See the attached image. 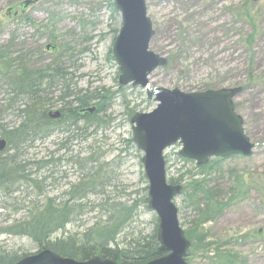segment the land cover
Segmentation results:
<instances>
[{
  "label": "rangeland",
  "instance_id": "obj_1",
  "mask_svg": "<svg viewBox=\"0 0 264 264\" xmlns=\"http://www.w3.org/2000/svg\"><path fill=\"white\" fill-rule=\"evenodd\" d=\"M24 1L0 0V51L9 57L0 59L1 67L13 60L12 75L24 64L33 70L61 65L73 75L75 91L105 89L114 99L99 114L96 128L89 129V137L57 130L46 139L21 143L22 160L30 164L28 172L37 174L32 178L38 181L47 177L43 186L50 189L38 195L23 180L12 186V193L0 188V230L25 221L33 203L67 201L72 187L85 181L95 166L103 177L98 184H105L96 187L102 194L89 190L86 201L80 203L86 206L84 215L75 217L58 237L82 235L106 220L98 206L107 201L135 206L134 217L118 236L121 248L152 237L159 220L146 203L149 183L142 164L144 154L133 140L132 119L154 111L157 103L141 87L120 84L113 47L122 20L114 0H40L26 15L14 17ZM146 1L155 31L150 49L167 60L149 76L152 86L184 93L239 88L236 108L245 120L247 135L259 145L252 158L227 159L206 170L182 158L179 144L166 151L168 181H182L175 203L185 234L200 220V208L207 209L209 204L202 189L192 192L188 185L203 182L205 191L216 194L215 201L227 205L221 215L202 226L212 243L209 249H194L187 238L192 243L187 263H218L219 253L242 264H264V0ZM11 8L12 16H8ZM48 45L57 51L47 52ZM9 98V87L0 76V139L1 126L15 127L20 122L17 112L7 111ZM51 109L56 112L60 106ZM79 127L84 128L83 123ZM92 155L96 164L89 161ZM50 160L48 171L33 165ZM51 170H56L52 178ZM39 252L30 237L0 234V255L15 256L19 262Z\"/></svg>",
  "mask_w": 264,
  "mask_h": 264
},
{
  "label": "trees",
  "instance_id": "obj_2",
  "mask_svg": "<svg viewBox=\"0 0 264 264\" xmlns=\"http://www.w3.org/2000/svg\"><path fill=\"white\" fill-rule=\"evenodd\" d=\"M113 6L115 7V4ZM115 11H118L116 7ZM247 16L250 18L249 14ZM0 59H9L4 50L0 51ZM13 62V60L9 61V65L4 68L1 67L0 63L2 72L0 76L9 87V95L11 96L8 100L7 111L17 112L20 119L15 127L1 126L2 138L7 142L6 150L0 152V181L4 180L5 183L16 178H6L13 174H19L20 177L24 173H29L27 166L30 164L27 165L25 160H22V157L25 156V153L22 152L23 144L36 141L40 137L41 140L46 139L57 130L60 133H72L73 136H75V132L76 134L83 132L87 135L90 128H96L99 114L105 111L114 99L112 98L113 94L105 89L94 92L86 91L84 94L81 91H75L76 85L73 83V75L69 74L61 65L33 70L24 64L20 66V71L10 75L11 69L9 67L12 66ZM70 76L72 77L69 78ZM55 106H60L59 111L62 113V117L58 121L50 119L49 116L51 108ZM90 108H95V112L92 114L81 112ZM81 123H83L84 128L79 127ZM7 152H13V154L4 157ZM89 161L93 164L97 163L93 155ZM224 161L223 159H214L210 164H218ZM49 162H37L33 165L40 170ZM207 166L199 168L206 170ZM84 178L85 181L72 187L67 201L57 203V200L49 199L42 206L37 203L33 205V209H29L30 212H28L25 221L0 230V234H18L30 237L40 248V252L50 250L61 257L77 262L101 258L115 261L118 264H147L166 255L160 250L157 231L148 239H141L121 248L118 243V236L123 233L134 217L135 206L127 207L111 201L98 206L103 216L106 215V220H100L94 228L82 235L59 238L58 233L65 232L75 217L80 216L78 218H81L84 215L83 211L86 206L80 203L86 201L88 191L90 190L93 195L102 194L100 191H96V187L100 185L103 188L105 184H98L103 182V177L95 166L89 170ZM169 183L179 185L182 181L172 179ZM188 189L192 192L202 189L204 199L209 204L207 209L200 208L202 213L200 220L195 223V227L186 232V236L193 242L194 249L200 247L209 249L212 243L208 241V236L202 232V226L221 215L227 205L215 201L216 194L205 191L203 182H194L187 186ZM195 195H190V198H194ZM147 202L148 199L146 198ZM217 259L219 262H214L215 264H242L237 258L224 257L219 253ZM17 262L15 256L0 255V264H16Z\"/></svg>",
  "mask_w": 264,
  "mask_h": 264
},
{
  "label": "water",
  "instance_id": "obj_3",
  "mask_svg": "<svg viewBox=\"0 0 264 264\" xmlns=\"http://www.w3.org/2000/svg\"><path fill=\"white\" fill-rule=\"evenodd\" d=\"M38 1H26L23 9ZM114 2L122 20V28L113 47L121 73L120 84L141 87L148 98L157 103L154 111L136 114L132 119L134 143L144 154L142 164L149 183L148 207L158 217V242L161 252L166 253V256L147 264H188L192 245L181 227L179 208L175 203L182 187L168 182L165 151L180 144V155L203 167L213 158H251L257 144L246 135L243 118L234 106L239 88L184 93L179 89L152 86L149 76L164 67L167 60L150 49L155 31L148 16L147 1ZM95 110L91 108L82 112L92 114ZM50 117L60 119L61 112L50 113ZM6 147V140L0 139V152L5 151ZM16 264L118 263L101 258L77 262L45 250Z\"/></svg>",
  "mask_w": 264,
  "mask_h": 264
},
{
  "label": "flooded vegetation",
  "instance_id": "obj_4",
  "mask_svg": "<svg viewBox=\"0 0 264 264\" xmlns=\"http://www.w3.org/2000/svg\"><path fill=\"white\" fill-rule=\"evenodd\" d=\"M26 1H28V0H25L24 2H22L21 3V5L19 6V10L18 11H16L15 13H14V17H18V16H24V15H26V13L31 9V7H34L35 5H37L38 3H39V1L37 2V3H34V4H32L29 8H27L26 10H24L23 9V7H24V3L26 2ZM8 16H12V8L10 9V10H8ZM50 47V48H49ZM55 46H52V45H48L47 47H46V51L47 52H56V50H54L53 48H54ZM234 101H235V99H234ZM234 106H235V109L237 110V108H236V105H235V102H234ZM51 113H53L52 111H50ZM82 112V111H81ZM83 113V112H82ZM237 113L239 114V112H238V110H237ZM61 115H62V113H61ZM240 115V114H239ZM49 116H50V113H49ZM241 116V115H240ZM62 117V116H61ZM242 117V116H241ZM243 118V117H242ZM50 119H52V120H55V121H58V119H53V118H51L50 117ZM243 122H244V130H245V133H246V129H245V120H244V118H243ZM246 135H247V133H246ZM248 136V135H247ZM249 137V136H248ZM250 138V137H249ZM251 140V139H250ZM252 141V140H251ZM177 145V144H176ZM259 145L257 144V147H258ZM255 152V151H254ZM254 156V155H253ZM235 157H242V158H245V157H243V156H233V157H230V158H213V159H211L210 160V162L211 161H213L214 159H223V160H227V159H231V158H235ZM252 158V157H251ZM51 161L52 160H50V162L49 163H47L46 164V166L44 167V169L46 170V171H48L49 169H50V167L52 168V163H51ZM210 162H209V164H210ZM61 163V161H59V162H56V164L57 165H59ZM28 165V164H27ZM56 169H58V168H56ZM56 171V170H55ZM55 171H52L51 170V173H49V176L52 178V176L55 174ZM34 172H29V173H24V174H22L20 177H19V174H13V175H11V176H9V177H6V178H11V177H16V178H14V179H12L10 182H7V183H5L4 182V180H1L0 181V186H2V187H0V188H6V190H7V193L9 194V193H12V186L15 184V183H17L18 181H26L28 184H29V187H31V189L33 190V192L34 191H38V194L40 193V194H45L46 193V191H44V190H48V189H50L49 188V186H48V188H44V183L47 181V177L46 178H41V181H38V179H33L32 177L33 176H36L37 174H35ZM50 178V179H51ZM29 195V194H28ZM33 205H35L34 203H33ZM33 207V206H32ZM29 211V210H28ZM20 223V222H19ZM19 223H15V225H17V224H19Z\"/></svg>",
  "mask_w": 264,
  "mask_h": 264
}]
</instances>
